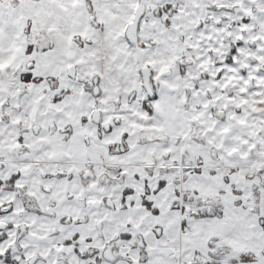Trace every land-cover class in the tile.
<instances>
[{
	"label": "snow or ice",
	"instance_id": "1",
	"mask_svg": "<svg viewBox=\"0 0 264 264\" xmlns=\"http://www.w3.org/2000/svg\"><path fill=\"white\" fill-rule=\"evenodd\" d=\"M0 264H264V0H0Z\"/></svg>",
	"mask_w": 264,
	"mask_h": 264
}]
</instances>
